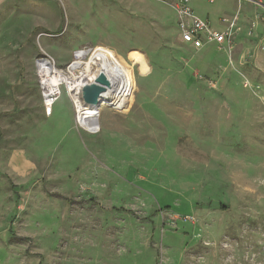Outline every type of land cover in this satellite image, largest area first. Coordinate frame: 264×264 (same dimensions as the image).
Here are the masks:
<instances>
[{
  "label": "rangeland",
  "instance_id": "rangeland-1",
  "mask_svg": "<svg viewBox=\"0 0 264 264\" xmlns=\"http://www.w3.org/2000/svg\"><path fill=\"white\" fill-rule=\"evenodd\" d=\"M190 6L231 51L173 0H0V264H264V0ZM95 48L128 78L91 134L38 63Z\"/></svg>",
  "mask_w": 264,
  "mask_h": 264
},
{
  "label": "bare ground",
  "instance_id": "bare-ground-1",
  "mask_svg": "<svg viewBox=\"0 0 264 264\" xmlns=\"http://www.w3.org/2000/svg\"><path fill=\"white\" fill-rule=\"evenodd\" d=\"M38 67L43 79L45 102L51 103V96L64 85L67 86L77 108L78 124L91 134L100 131V105L82 102L80 95L83 88L94 83L100 74H105L110 85L106 87L100 104L120 99L126 89L127 70L117 64L109 51L102 48L79 52L68 72H62L55 63L46 60L38 63Z\"/></svg>",
  "mask_w": 264,
  "mask_h": 264
},
{
  "label": "built area",
  "instance_id": "built-area-1",
  "mask_svg": "<svg viewBox=\"0 0 264 264\" xmlns=\"http://www.w3.org/2000/svg\"><path fill=\"white\" fill-rule=\"evenodd\" d=\"M166 2L168 0H158ZM193 0H173V6L177 11L178 27L183 43L191 45L197 50L214 46L220 51H231L235 43L236 19H223V29L214 28L209 21L201 19L190 4ZM215 0H210L213 3ZM252 4H262L263 0H238ZM61 94V90L51 96V103L45 102L46 114L52 113V109ZM45 95V94H44ZM45 98V96H44Z\"/></svg>",
  "mask_w": 264,
  "mask_h": 264
},
{
  "label": "water",
  "instance_id": "water-1",
  "mask_svg": "<svg viewBox=\"0 0 264 264\" xmlns=\"http://www.w3.org/2000/svg\"><path fill=\"white\" fill-rule=\"evenodd\" d=\"M110 82L105 74H100L96 81L92 84L86 85L83 88L82 96L83 101L90 105H100L101 98L106 91V87Z\"/></svg>",
  "mask_w": 264,
  "mask_h": 264
}]
</instances>
